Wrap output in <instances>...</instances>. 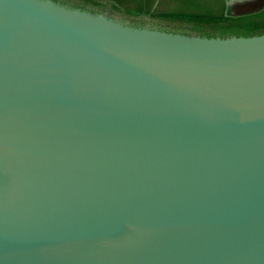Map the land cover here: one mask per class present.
<instances>
[{
	"label": "water",
	"instance_id": "water-1",
	"mask_svg": "<svg viewBox=\"0 0 264 264\" xmlns=\"http://www.w3.org/2000/svg\"><path fill=\"white\" fill-rule=\"evenodd\" d=\"M0 264H264V34L0 0Z\"/></svg>",
	"mask_w": 264,
	"mask_h": 264
},
{
	"label": "trees",
	"instance_id": "trees-1",
	"mask_svg": "<svg viewBox=\"0 0 264 264\" xmlns=\"http://www.w3.org/2000/svg\"><path fill=\"white\" fill-rule=\"evenodd\" d=\"M175 14L155 11L154 15L171 22V32L206 36L231 37L264 34V10L257 14L231 16L223 0H177Z\"/></svg>",
	"mask_w": 264,
	"mask_h": 264
},
{
	"label": "flooded vegetation",
	"instance_id": "flooded-vegetation-1",
	"mask_svg": "<svg viewBox=\"0 0 264 264\" xmlns=\"http://www.w3.org/2000/svg\"><path fill=\"white\" fill-rule=\"evenodd\" d=\"M70 8L102 14L121 23L158 30H174L173 24L154 15L155 11L175 14L177 0H52ZM223 0L225 11L231 16L257 14L264 10V0ZM238 11V12H234Z\"/></svg>",
	"mask_w": 264,
	"mask_h": 264
}]
</instances>
